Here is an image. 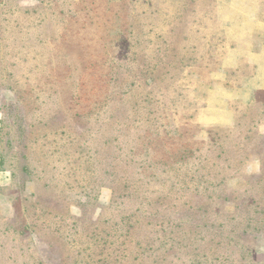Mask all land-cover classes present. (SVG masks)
<instances>
[{"label": "rangeland", "instance_id": "rangeland-1", "mask_svg": "<svg viewBox=\"0 0 264 264\" xmlns=\"http://www.w3.org/2000/svg\"><path fill=\"white\" fill-rule=\"evenodd\" d=\"M107 1L0 0V264H264V0Z\"/></svg>", "mask_w": 264, "mask_h": 264}, {"label": "trees", "instance_id": "trees-1", "mask_svg": "<svg viewBox=\"0 0 264 264\" xmlns=\"http://www.w3.org/2000/svg\"><path fill=\"white\" fill-rule=\"evenodd\" d=\"M117 0H108L107 8L111 11L115 9ZM155 0H130L132 4L131 12L136 18L130 23V33L135 40L139 39V33L134 32V23H139L143 28V37L146 42L151 43L155 38L154 19H157L161 24L177 25L191 21L195 10L192 9L194 2L191 0H160L159 5L155 7ZM76 17V14L73 16ZM136 24V23H135ZM152 28V31H151ZM156 51V50H155ZM146 205V204H145ZM149 207V203L147 205ZM128 223H125V230L118 235L117 239H122V246L126 242L133 241L132 219L129 218ZM155 236V235H154ZM163 236H160V242ZM95 248L91 250L83 264H111V261L120 264H145L147 261L154 262L158 256L156 249V240L148 237L144 243L137 242L134 247L118 248L117 250L110 249L103 252L106 248H110L111 243L108 241L97 240L95 237L91 243ZM163 245V243H162ZM101 248V250H100Z\"/></svg>", "mask_w": 264, "mask_h": 264}]
</instances>
